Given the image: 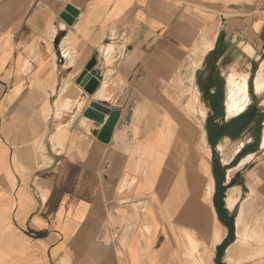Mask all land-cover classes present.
<instances>
[{
	"label": "crops",
	"instance_id": "crops-1",
	"mask_svg": "<svg viewBox=\"0 0 264 264\" xmlns=\"http://www.w3.org/2000/svg\"><path fill=\"white\" fill-rule=\"evenodd\" d=\"M216 28L212 48L193 67L194 52ZM92 57L99 86L88 95L75 80ZM262 64L264 0H0V139L8 144L0 142V253L7 258L18 251L12 259L18 264H173L172 228L158 214L160 204L173 183L197 181L204 153L197 143L196 162L173 169L164 147L178 133L193 137L179 130L159 135L156 115L166 110L162 92L172 83L184 85L185 74L193 73L190 84L198 80V96L211 108L202 122L216 163L210 168L217 220L216 206L226 220L225 197L238 189L251 187L264 202V87H255ZM230 74L246 78L249 100L243 112L227 118ZM103 82L109 92L98 98ZM63 86L72 104L57 115ZM92 100L120 111L112 129L83 116ZM144 101L153 111L135 129V107L144 111ZM44 105L50 111L43 117ZM146 138L162 140L157 168L153 156L138 159ZM189 191L194 203L196 185ZM141 206L156 223L151 235L146 216L139 219ZM195 211L194 204L186 207L174 224L199 234L187 219ZM222 223L227 229L214 259L232 243L222 246L229 232Z\"/></svg>",
	"mask_w": 264,
	"mask_h": 264
},
{
	"label": "rangeland",
	"instance_id": "rangeland-1",
	"mask_svg": "<svg viewBox=\"0 0 264 264\" xmlns=\"http://www.w3.org/2000/svg\"><path fill=\"white\" fill-rule=\"evenodd\" d=\"M207 23L210 22H206L205 26L207 25ZM215 26H219V20H217L215 22ZM217 30V28L215 29ZM200 74H197V78ZM189 75L185 74L184 77V82L185 84L180 86V85H174L172 83V85L168 86V89H166L165 91H163V96H165L164 99H161V103L163 104V108H165L166 110H162L163 112L158 113V115H156V120L158 121V125H157V131L159 133V135H166V134H170L171 132H176L177 130L184 132L185 134H187L188 136L193 137V139H189V141H187L186 139H184L181 135V133H178V136L180 138L176 139L174 141V143H170L168 144L165 148V150H168L169 156L171 157V160L169 161V163L172 162V160H174L172 163V168L174 169V165L176 163H180V162H185L186 165L190 168V166L196 162L197 158H196V154L194 152V148L197 146L196 144L198 143V146L201 145V139H200V127L199 124L202 125V128L204 130V132L206 131L205 128V124L202 122V119H204L205 117L202 115L203 112H205V114H207L209 112V110H211V108H209L207 106V104H205L204 100H202V96H198L199 92L196 89V85H197V81L192 85L190 84V81L188 79ZM196 84V85H195ZM226 86V85H225ZM206 97V96H205ZM201 98V100H200ZM192 99V101H194V99L196 101H194L195 104V112L193 113H182V109L185 110V104L187 102H189ZM189 100V101H188ZM144 104L146 106H142V110L144 111H138L137 114V123L135 124V129H137V124L141 118V116L146 113V112H152V103L148 101V103ZM137 106V105H136ZM48 110L50 111V108L47 107ZM136 108V107H135ZM162 108V109H163ZM179 108V109H177ZM224 108H225V104H224ZM180 110V111H179ZM178 112H181L180 114L182 116L178 115ZM185 114V115H184ZM171 117L174 118L175 123L173 122V124H170V122H172ZM183 124H182V123ZM187 126H189V128L191 127L194 131L192 132V134L186 129V124ZM176 126V128H175ZM17 132H20V128L17 129ZM178 132V131H177ZM194 137H197L196 139ZM136 142H138V140H135ZM0 142L3 143L4 145H8L6 142H3L2 139H0ZM190 143V144H189ZM163 147L162 145V140L156 138V139H150V138H146L144 139V141H142L141 143H139L138 145V152H139V161H141L143 159V157L145 156H149L150 158H153V162L156 165V168L158 167V165L161 163L162 160V156L160 154V149ZM177 152H176V151ZM179 150V151H178ZM203 150V157L200 158L199 160H202L203 162L207 163L210 165V167L212 168V157H208V154ZM264 152V150H263ZM173 158V159H172ZM176 160V161H175ZM200 165V163H199ZM194 184V181H191L190 183L187 181L182 180L180 183L175 182L172 184L171 190H170V195L167 198L166 202L162 201L161 207L162 210L159 213L160 217L162 218V211L164 212V218L167 220L168 226L170 228H172V236H171V247H172V263L173 264H192V261L195 258H199L200 256V252L198 250L191 252V255H189V250L188 247V243L186 242V239L182 233V228H180L179 226H177L175 223V221H177V217L178 215L181 213V211H183L186 207L191 206L192 201H191V196L190 195V186ZM229 186H227V188H225L224 190V195L226 192V189H228ZM233 189V188H232ZM164 188L159 187L158 188V194L161 196L163 193ZM231 192V189L228 190V193ZM235 192H237V195H239L238 197L240 199H245V214H246V223L249 225V227L252 229L254 228L253 225L257 224L258 221H263L264 219V202L259 201V197L257 196V191L255 192L251 187H249L248 190H236ZM189 194V195H187ZM227 197V195H226ZM225 197V200H226ZM199 198V197H198ZM155 199V198H154ZM157 200L160 199L156 198ZM155 199V200H156ZM243 201V200H242ZM196 203V201H195ZM226 203V201H225ZM225 203L222 206H225ZM241 203H239L240 206ZM157 205V204H156ZM157 208H159V206L157 205ZM180 209V210H179ZM226 209V214H227V218H231L233 220L232 226H233V233H232V238L231 241L229 242V244L233 241L234 239V234H235V227H234V220L235 217L238 213V207H235L233 209L232 212H229ZM137 210L140 213L139 215V219L145 215L146 217L144 219H146V222H144V226H145V231L148 234H152V231L155 230L156 228V223L153 220V215L151 214L150 210L147 209V207H143L141 206L140 208L137 207ZM192 215V214H191ZM259 217V218H258ZM258 218V219H257ZM163 219V218H162ZM141 221V220H140ZM144 220H142L143 222ZM220 222V221H219ZM222 225V221L220 222ZM224 226V225H223ZM227 228L224 226V232ZM4 238V236H3ZM1 240V238H0ZM187 243V244H186ZM228 244V245H229ZM227 245V246H228ZM186 246V247H185ZM227 248V247H226ZM226 248H224L222 250V255L220 258H222V261H224L225 255L227 254V250ZM234 248V246H231L229 248V253L230 254H236L238 255V253H243V249L241 250H236ZM186 252V253H185ZM19 252L12 250V252H9V255L7 256V258L3 257V255L0 253V264H18V263H13V258H15ZM142 256V254H141ZM219 258V260H220ZM241 258V257H240ZM11 261H10V260ZM254 259H258L259 261L264 260V256L262 257H256ZM215 259H213L214 261ZM247 260V259H246ZM246 260H242L239 259L236 263L238 264H253L254 261L250 260V261H246ZM194 263V261H193ZM214 263V262H213ZM235 263V264H236ZM155 264V263H154ZM195 264V263H194ZM215 264V263H214ZM226 264V263H224Z\"/></svg>",
	"mask_w": 264,
	"mask_h": 264
},
{
	"label": "bare ground",
	"instance_id": "bare-ground-1",
	"mask_svg": "<svg viewBox=\"0 0 264 264\" xmlns=\"http://www.w3.org/2000/svg\"><path fill=\"white\" fill-rule=\"evenodd\" d=\"M217 33L218 30L212 32V38L204 39V44H202L200 48L196 49V51L194 52L195 58L192 60L193 67H197L200 65L203 56L207 53L208 50L212 48V42L213 39L216 37ZM263 70H264V64L261 65L259 73L256 77L255 87L257 90H260L264 87V83L262 82L264 80V77H261ZM193 78L194 75L192 73L189 75L188 79L193 80ZM227 80H228V85H227L225 99H226V108H227V116H228L227 118H230L240 114L246 109L249 100V93L247 89L248 88L247 80L243 76H240V78L237 80L234 74H230L229 76H227ZM98 90H99L97 94L98 98H104L109 92V90L107 89V83L103 82ZM48 93L52 94L53 91ZM67 95H68V90L65 86H63L62 89H60L58 92V100H56L54 105V109L57 115H59L62 107H68L69 105L72 104V101ZM194 101L196 100L194 99ZM194 101H192L191 99L189 102H187L185 104V110L182 109V113L195 112ZM39 111L42 114L41 116L43 117L48 114V109L45 105L41 107ZM138 111H141L140 107L135 108V124L137 123V119H138L137 118ZM180 113L181 112H178V115L182 116L183 114L181 115ZM203 115L206 116L205 112H203ZM5 125H9V123L7 122L5 123ZM11 125L15 126L17 129L20 128L21 131V124L19 123V121L13 120V122H11ZM185 126L186 129L192 134L194 130L191 127L189 128L187 124ZM199 127L201 129L200 139H201L202 148L208 154V157H210L211 153L208 147L209 144H207L205 141L206 139L205 132L201 124H199ZM101 128L103 129L102 125ZM62 133H63L62 131L58 132L59 135H62ZM55 141L59 142L58 139H55ZM250 158L251 157L248 156V158L243 161H247ZM173 161L174 160H172V162ZM199 163H200L199 167L201 169L200 170L201 172L199 173L201 174H198L197 181L196 179L194 181V184L197 187V194L199 199L196 200V203L194 202V206L196 207L195 215L187 216L189 222L197 227L199 234L184 227H182V233L186 239V242L188 243V244L186 243L188 245L187 248L189 249L187 250L189 251L188 254L191 255V252L196 250L200 252L199 258H195L193 260L195 264H214L213 259L215 255L216 246L223 240L224 226L217 220L216 218L217 215L215 214L216 212L214 211L215 209H213L212 198L214 192V179L211 173L210 165L203 162L202 160H199ZM238 198L239 197L235 195V192H232L231 195H228V197L226 198L225 207L229 212H232L235 207H238V213L234 220L235 236H234V240L231 243V246H234L236 250L243 249L242 251L243 253H238V255H236L235 253L230 254L229 251L227 250L226 252L227 254L225 255L224 258V262L226 264H235L239 259L248 260V259H254L256 257L264 256V219L263 221H258L257 224H254L253 225L254 228L251 229L245 220L246 219L245 202H241L239 206V203L237 202ZM163 213L164 212L162 211V218L164 217ZM180 216L181 213L178 215L177 221L181 220ZM193 261L192 264H194Z\"/></svg>",
	"mask_w": 264,
	"mask_h": 264
},
{
	"label": "water",
	"instance_id": "water-1",
	"mask_svg": "<svg viewBox=\"0 0 264 264\" xmlns=\"http://www.w3.org/2000/svg\"><path fill=\"white\" fill-rule=\"evenodd\" d=\"M67 10H69L72 14H75V11L71 10L70 8H67ZM66 20H68L67 17ZM242 50L249 57L253 56V52L248 45L244 44L242 46ZM95 63V57H92L86 64L84 70L75 80V83L82 87L88 95H92L99 86V80L94 76L93 72ZM119 115L120 111L118 109H111L94 100L89 102V105L83 111V116L87 117L95 123L104 124V128L102 130L112 129L116 125ZM105 116H107L106 119Z\"/></svg>",
	"mask_w": 264,
	"mask_h": 264
},
{
	"label": "trees",
	"instance_id": "trees-1",
	"mask_svg": "<svg viewBox=\"0 0 264 264\" xmlns=\"http://www.w3.org/2000/svg\"><path fill=\"white\" fill-rule=\"evenodd\" d=\"M229 124V123H228ZM226 124L224 127H227ZM219 132H222V129L219 131ZM213 167H214V170L216 169V163H213ZM215 178H216V174H215ZM216 210H217V213L221 219L222 222H226L225 224H227V226L229 227V232H228V236L227 238L224 240V242L222 243V246H226L230 241H231V238H232V233H233V226H232V223H233V220L230 218H227L226 220H224L223 218V214H224V211L222 210L221 208V204L217 205L216 206ZM215 263L216 264H222L219 260V256L216 257L215 259Z\"/></svg>",
	"mask_w": 264,
	"mask_h": 264
}]
</instances>
